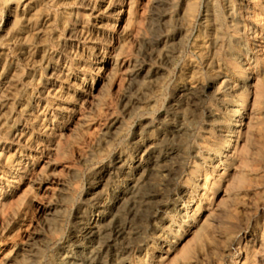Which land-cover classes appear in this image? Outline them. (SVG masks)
Wrapping results in <instances>:
<instances>
[{
    "label": "rangeland",
    "instance_id": "rangeland-1",
    "mask_svg": "<svg viewBox=\"0 0 264 264\" xmlns=\"http://www.w3.org/2000/svg\"><path fill=\"white\" fill-rule=\"evenodd\" d=\"M0 264H264V0H0Z\"/></svg>",
    "mask_w": 264,
    "mask_h": 264
},
{
    "label": "bare ground",
    "instance_id": "bare-ground-1",
    "mask_svg": "<svg viewBox=\"0 0 264 264\" xmlns=\"http://www.w3.org/2000/svg\"><path fill=\"white\" fill-rule=\"evenodd\" d=\"M115 22L117 23L118 22V17H116V20H115ZM18 170H19V167H15V168H13L11 171H10V174H11V178H12V181H16V173L18 172Z\"/></svg>",
    "mask_w": 264,
    "mask_h": 264
}]
</instances>
